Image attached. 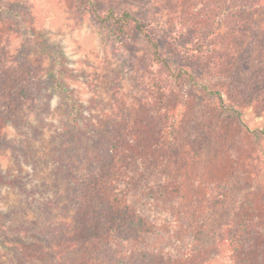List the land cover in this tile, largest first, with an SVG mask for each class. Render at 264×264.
Wrapping results in <instances>:
<instances>
[{"label":"rangeland","instance_id":"374dc122","mask_svg":"<svg viewBox=\"0 0 264 264\" xmlns=\"http://www.w3.org/2000/svg\"><path fill=\"white\" fill-rule=\"evenodd\" d=\"M126 2L175 36L158 38L161 51L191 80L161 75L163 89L145 90L157 67L146 39L104 36L106 0H0V68L26 63L33 72L10 100L0 96V136L18 147L0 156V171L17 179L0 182V264H62L55 253L75 225L69 175L91 170V156L119 133L132 138L122 152L129 198L156 229L134 227L116 238V254L100 250L88 262L143 264L131 254L141 247L147 264H177L187 246L201 258L215 254L210 264H232L241 234L264 259V0ZM69 131L76 138L64 147ZM198 229L200 247L188 243ZM210 231L232 241L213 248Z\"/></svg>","mask_w":264,"mask_h":264},{"label":"trees","instance_id":"16d2710c","mask_svg":"<svg viewBox=\"0 0 264 264\" xmlns=\"http://www.w3.org/2000/svg\"><path fill=\"white\" fill-rule=\"evenodd\" d=\"M106 2L107 8L98 14V23L104 36L116 43L128 41L134 33L141 34L146 39L153 65L157 67L156 70H147L148 74L145 75L146 78L143 80L145 90L147 89L154 95L158 89H163L165 78H162L161 75L173 78L180 85L187 80H191V75L186 70H174L170 59L161 51L158 38L176 40L175 36L164 25L142 20L133 12V8L126 0H106ZM5 11L8 15L14 13V11ZM15 15L20 16L21 13L16 12ZM21 17L23 18V16ZM258 70H264V63L261 64ZM32 74V70L29 69L26 63L0 68L1 98L10 100L16 87ZM59 77L55 73V85L60 90H63L65 86ZM70 103L71 101H69ZM76 120V117L71 116L69 122L77 123ZM69 122H67V126H70ZM71 133V131L67 133V139L69 140L63 143L64 147L71 146L75 140L76 137L73 134L71 135ZM127 136L119 133L111 140L108 149L105 151L106 153L91 156L90 160L96 161L95 166L91 170L85 171L80 176L69 175V179L73 183L70 189L73 194L72 202L76 209L73 216L75 225L69 228L70 231L62 234L66 246L59 253H55L62 264H91L87 261V258H91L100 250L111 254L110 256L112 257L113 252L115 253L113 244L117 241L116 238L124 239L125 232H129L134 227L138 229V233L139 231H155L156 224H151L145 219L143 214H140L139 210L131 202L129 198V193L131 192L126 186V181L122 175V152L124 151L125 140L130 135ZM12 141L14 140H8L7 136H0V156L7 154L9 151L14 152L13 149L17 146ZM16 180V177L9 174V172L0 171L1 183L4 182L15 186ZM64 210L67 211V209ZM174 218V221L178 222L176 217ZM18 232L23 237L29 235L23 232L21 228ZM159 233L162 235L161 232ZM202 233L206 234L200 229L198 231L193 230L191 232V241L188 243L193 241L196 243V247H200L204 240ZM211 233L213 234V248L214 246L222 245L225 240L232 241L231 236L224 234V237L221 232L210 231L207 234ZM167 235L163 234L162 236L166 238ZM174 237L177 236H170L171 239ZM236 240L237 244L232 246V248L230 247L231 254L229 257L232 264H263L264 259L260 256L255 241L251 237L249 238V235L241 234ZM85 245H90V251L84 252L82 250ZM195 246H193L194 249ZM170 247L168 249L171 251ZM186 249L187 246L181 254H178L177 264H210L212 258H215V254H212L209 258L207 257V259L201 258L199 253H189L186 252ZM71 251H74V255L70 253ZM131 251H133L131 254L134 260L144 259L143 264H147L148 250L140 247L136 250L132 248ZM62 256L64 257L62 258ZM170 256L173 255L170 254ZM191 256L196 257L193 260L190 258ZM223 257L225 256H222L221 260H223ZM14 261H18V259L15 258ZM58 264L61 263L59 262ZM225 264L231 263L226 261Z\"/></svg>","mask_w":264,"mask_h":264}]
</instances>
